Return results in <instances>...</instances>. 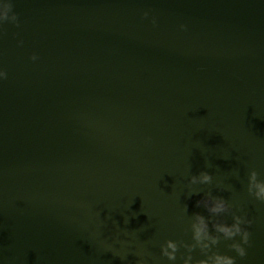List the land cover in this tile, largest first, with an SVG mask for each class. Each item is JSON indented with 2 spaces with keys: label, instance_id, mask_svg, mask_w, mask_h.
Masks as SVG:
<instances>
[{
  "label": "water",
  "instance_id": "1",
  "mask_svg": "<svg viewBox=\"0 0 264 264\" xmlns=\"http://www.w3.org/2000/svg\"><path fill=\"white\" fill-rule=\"evenodd\" d=\"M10 2L0 264H183L195 215L218 236L209 255H235L213 223L248 219L237 264H264V203L247 191L251 172L264 182V0Z\"/></svg>",
  "mask_w": 264,
  "mask_h": 264
},
{
  "label": "clouds",
  "instance_id": "2",
  "mask_svg": "<svg viewBox=\"0 0 264 264\" xmlns=\"http://www.w3.org/2000/svg\"><path fill=\"white\" fill-rule=\"evenodd\" d=\"M144 18H147V14H144ZM8 21L12 24L17 23V15L12 12V4L10 0H0V24ZM155 24V19L152 20ZM181 30H184V26L181 25ZM32 61L38 59L33 55L30 57ZM6 78V73L0 70V81ZM211 180V177L202 173L199 177H193L191 183L193 184H207ZM248 194L261 203H264V182L257 180V174L255 171L249 174L248 178ZM203 205L208 211L210 216H220L229 211L228 206L223 200L220 199H206L198 202L197 206ZM208 223L203 216L195 215L190 225L193 243L186 245V250L189 253L183 258V264H237V258L243 260L246 256V246L249 245L250 233L247 230L251 222L243 216H233V223H213L212 227L215 233L222 236L225 240L234 241L231 244V250L234 252V256L223 255L219 253H212L209 255L210 250L218 243V236L212 235L208 230ZM237 237L239 238L237 241ZM194 249H199L200 253L205 256L204 259L193 262L191 253ZM177 245L173 241H167L161 248L162 256L166 257L170 262L176 260Z\"/></svg>",
  "mask_w": 264,
  "mask_h": 264
}]
</instances>
